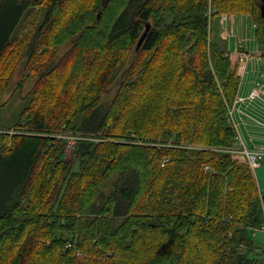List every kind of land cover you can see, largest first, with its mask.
<instances>
[{"label": "trees", "instance_id": "1", "mask_svg": "<svg viewBox=\"0 0 264 264\" xmlns=\"http://www.w3.org/2000/svg\"><path fill=\"white\" fill-rule=\"evenodd\" d=\"M225 13L264 50L257 0H0V264H264V192L228 151Z\"/></svg>", "mask_w": 264, "mask_h": 264}, {"label": "built area", "instance_id": "2", "mask_svg": "<svg viewBox=\"0 0 264 264\" xmlns=\"http://www.w3.org/2000/svg\"><path fill=\"white\" fill-rule=\"evenodd\" d=\"M224 19L225 17H223L221 21H223ZM227 55L229 57V52L227 53ZM263 57L264 51L259 48L256 49L255 53H251L250 51L237 50L234 61L237 63L238 74L241 78L251 75L253 77V85L246 93L240 92L239 88L234 102L228 108L227 116L228 123L234 128L237 133L236 141L234 142V145L229 148L228 151L236 154L240 161L246 162L252 170L258 168L262 164L264 160V149H248L245 146V142L243 140L240 130V117H248L247 110L249 111L251 106L255 102H258L260 104V109L252 115L248 112V115H250V117L248 118L252 119V121L257 123L258 125L264 126V64L262 61ZM57 138H61L64 140L65 147L72 148L74 147L76 139L79 138V136L74 133H66L62 131L57 134ZM205 169H208V167H205ZM258 231L264 233V225H262L259 229L255 230V232Z\"/></svg>", "mask_w": 264, "mask_h": 264}, {"label": "crops", "instance_id": "3", "mask_svg": "<svg viewBox=\"0 0 264 264\" xmlns=\"http://www.w3.org/2000/svg\"><path fill=\"white\" fill-rule=\"evenodd\" d=\"M225 17L221 21L222 17ZM213 18V17H212ZM219 17L217 22L218 31L214 32L213 23L211 22L210 33L215 41L220 40V45L225 43L227 51L229 52L230 60L233 62L237 50L254 52L257 47V40L255 36L256 24L252 22L250 17L245 14H223ZM214 21V20H213ZM240 45V47H239ZM264 64V57H263ZM239 75V74H238ZM252 76L248 75L243 78L240 85V92L246 93L252 87ZM240 130L248 149H264V126L258 125L248 117H240ZM262 164L256 169H261ZM259 248L252 247L250 253L259 256L264 247V242L259 241ZM256 249V250H255ZM259 250V251H258Z\"/></svg>", "mask_w": 264, "mask_h": 264}, {"label": "rangeland", "instance_id": "4", "mask_svg": "<svg viewBox=\"0 0 264 264\" xmlns=\"http://www.w3.org/2000/svg\"><path fill=\"white\" fill-rule=\"evenodd\" d=\"M258 1V3L259 4H263V2H264V0H257ZM221 15H223V14H221ZM221 15L219 16L220 18H221ZM219 17H217V16H214V18H212V23H213V29H214V32L218 29V26H217V22L216 21H218V19H219ZM224 17V16H223ZM222 17V18H223ZM221 18V19H222ZM214 20V21H213ZM209 26H211V23L209 22ZM218 31V30H217ZM211 34V33H210ZM211 40H214V37L212 38L211 37ZM215 43L216 44H218V45H220V40L218 41H215ZM225 44V43H224ZM70 46V44L69 43H67L66 45H64L60 50H59V52H58V55L59 56H61V55H63L64 53H65V51L68 49V47ZM260 45H258L257 44V47H259ZM260 49H262L263 50V48H261V46L259 47ZM257 49V48H256ZM256 49H255V51H256ZM224 51H227V48L225 47V45H224ZM255 51L253 52V53H255ZM264 51V50H263ZM252 53V52H251ZM230 58V57H229ZM262 61H263V58H262ZM231 64H232V66L233 67H235V71H236V73H237V75H238V69H237V63L235 62V61H231ZM21 70H23V68L20 66V67H18V69L16 70V72L14 73V75L12 76V85L9 87V89H7V91H6V93H5V95H4V98H11V95H14L15 93H17L18 91H17V89H19V87H17L18 86V84H17V82H18V80L19 79H21L22 78V71ZM238 78H239V86H238V90H239V88H240V85H241V83H242V81H243V78H241L239 75H238ZM17 85V86H16ZM31 86H32V83L31 82H27V83H25L24 85H23V88H22V90H21V93H22V97L23 96H25L26 94H27V92L30 90V88H31ZM114 87V86H113ZM112 87V88H113ZM238 90H237V92H236V94L238 93ZM17 91V92H16ZM113 92H114V88L111 90V93L108 95V98H110L111 96H112V94H113ZM17 96V95H16ZM235 97H236V95H235ZM235 97H234V99H233V101H232V103L234 102V100H235ZM232 103L230 104V105H228L227 106V116H228V108L232 105ZM259 103L258 102H255L252 106H251V108L249 109V111L247 110V116L248 117H250V115H248V112H249V114H254L255 112H257L259 109H260V107H259ZM1 125H3V124H0V127H1ZM6 131H9V132H12L13 131V129L12 128H9V129H5ZM77 136H79V138H82V136H80V135H77ZM79 138H77L76 139V141L79 139ZM236 141V140H235ZM234 141V142H235ZM67 149H65V154H66V157H68V158H72V156H73V147L72 148H68V147H66ZM243 163H245L246 165H247V163L246 162H243ZM263 164V166H262V168L261 169H256V170H254V172L251 170V172H252V174H253V176H254V178H255V181H256V183H257V185H258V188H259V190L261 191V192H264V160H263V162H262ZM0 170H2V171H4V173L5 172H10V174L9 175H12L11 176V180H12V182H10V181H8V180H6V182H3V183H0V208L3 206V204H6L7 203V201H8V199L10 198V196H11V189L13 188V181H15V179L16 178H14L15 176H13L14 175V171H12L11 169H8V167H7V164H1V168H0ZM261 234H264L263 232H260V231H258L257 232V236H259V235H261ZM252 244V247H257V248H259L260 246H259V240L258 239H256V238H254L253 239V242L251 243ZM256 250V249H255ZM259 251V250H258Z\"/></svg>", "mask_w": 264, "mask_h": 264}, {"label": "water", "instance_id": "5", "mask_svg": "<svg viewBox=\"0 0 264 264\" xmlns=\"http://www.w3.org/2000/svg\"><path fill=\"white\" fill-rule=\"evenodd\" d=\"M260 12H261L262 18H264V2H263V4H260ZM148 28H149V25L146 26V31L141 35V37H140V39H139V41L137 43V48H139V46L143 42V40H144V38L146 36V32H147Z\"/></svg>", "mask_w": 264, "mask_h": 264}]
</instances>
